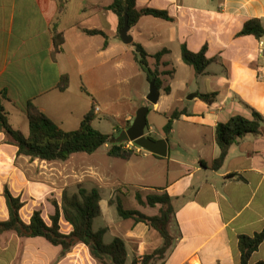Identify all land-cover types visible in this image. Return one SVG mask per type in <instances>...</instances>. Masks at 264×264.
Segmentation results:
<instances>
[{
	"label": "crops",
	"instance_id": "crops-1",
	"mask_svg": "<svg viewBox=\"0 0 264 264\" xmlns=\"http://www.w3.org/2000/svg\"><path fill=\"white\" fill-rule=\"evenodd\" d=\"M58 1L0 0V105L6 114L25 117L30 102L62 130L73 131L94 103L98 108L95 120L102 112L120 120L109 134L118 137L139 108L149 111L153 105L166 122L152 140L166 142V156L141 150L124 161L109 157L105 145L104 154L110 159L107 168L72 163L77 154L66 162L31 161L16 157V147L4 144L0 132V222L8 219L5 186L23 203L19 214L25 224L34 211H40L47 225L54 214L51 202L59 204L64 190L78 184L85 189L95 186L101 198L97 218L106 224L101 227L106 229L104 239L111 235L124 242L126 264L134 258L139 261L159 248L162 240L143 223L117 220L115 192L108 188L107 199L101 194L107 189V178H115L128 188L122 205L144 215H157L159 207L141 206L136 192L169 196L173 242L161 264H240L239 237L264 234V121L259 134L246 135L228 149L220 167L214 169L211 164L219 155L218 124L235 115L248 117L247 107L264 119V53L259 51L264 37L236 36L250 19L260 20L264 29V0H136L137 9L165 11L172 19L143 16L128 32L132 43L140 44L150 56L169 51L159 63L148 60L150 68L161 73L156 104L146 100L149 82L134 60L132 43L120 40L118 19L109 10L112 0H65L66 11L58 21L63 43L55 52L51 27L57 20ZM86 31H100L104 37ZM182 45L193 53L205 45L206 57L217 59L195 78L193 87H188L191 68L181 60ZM179 72L182 78L176 81ZM62 76L68 77L65 91L58 89ZM176 82L177 88L190 95L185 107L169 111ZM167 87L169 94L163 92ZM208 93L217 94L211 105L197 98ZM191 95L194 98L188 100ZM175 101L183 102L181 98ZM176 110L186 114L173 119L166 134L169 117ZM146 130L150 136L148 126ZM64 223L61 217L60 231L68 234L71 226L66 223L69 226L63 232ZM21 239L13 232L0 235L1 262L97 264L83 244L60 257L61 249L42 238ZM258 262L264 263V238L249 258V264Z\"/></svg>",
	"mask_w": 264,
	"mask_h": 264
},
{
	"label": "trees",
	"instance_id": "trees-1",
	"mask_svg": "<svg viewBox=\"0 0 264 264\" xmlns=\"http://www.w3.org/2000/svg\"><path fill=\"white\" fill-rule=\"evenodd\" d=\"M136 0H112L109 6L118 19L119 29L123 26V15L125 7L128 8V25L134 27L143 16H150L156 19L172 21L167 12L156 9H137ZM66 11L65 0L58 1L57 20L51 27V35L55 52L61 50L63 38L58 31V21ZM87 35H101L100 31H86ZM237 37L253 36L256 39L264 37V29L258 19L246 21ZM106 43L104 47H106ZM134 60L145 74L146 80H154L158 90L162 89L161 73L158 69H151L148 60L153 59L159 63L163 56L169 54L168 50H162L155 55H148L140 44L132 43ZM207 47L204 45L198 52L193 53L185 45L181 46V60L190 67L196 75H204L207 67L216 63V58L206 57ZM168 73V75H171ZM68 87V77L62 76L58 89L65 91ZM85 92L84 89H82ZM163 92L169 94L170 89L164 88ZM216 93L198 94L197 98L207 105L215 102ZM250 115H235L225 123H220L215 127V143L219 149L218 157L212 162L211 167H220L227 155L228 149L237 144L246 135H257L260 133L263 117L251 108H248ZM95 105H91L89 112L83 117L78 129L64 131L43 114L32 103L25 106L24 114L28 124V135L24 136L20 131L14 129L7 120V114L0 105V132L4 135V144L16 147V157H28L31 161L39 160L45 162H66L74 154L91 155L105 145H108L107 154L109 157L130 160L138 155L135 149H126V143L110 144L112 138L117 136L104 134L93 127L95 120ZM186 114L185 111H174L169 117L165 128V133L169 134L171 121ZM147 127V126H146ZM75 192L69 193L64 190L60 203L52 200L54 214L49 217L50 224L47 225L40 211H34L28 224L20 218V210L23 203L20 198L13 197L5 186L3 189V199L8 213V219L0 222V235L13 232L20 238H42L47 243L61 249L60 257L65 256L78 244H83L88 249L89 255L97 264H126L127 252L124 242L119 238H113L108 244L104 243L105 228L93 229V221L100 215V193L96 188L85 189L82 185L75 186ZM137 193V202L141 206L150 208L159 207L158 214L147 216L133 209L125 208L121 203L116 204L117 215L121 219H132L137 223H143L155 230L161 237L162 244L159 248L148 254H144L140 260L135 258L130 264H161L167 251L170 249L173 238L169 232V225L173 216V208L170 198L166 193L152 192L144 196ZM144 197V200H142ZM110 204L112 201L109 202ZM71 226V231L64 234L60 231V218ZM264 234H256L253 237L241 236L238 241L240 252V264H249V258L263 241ZM256 264H264L258 262Z\"/></svg>",
	"mask_w": 264,
	"mask_h": 264
},
{
	"label": "rangeland",
	"instance_id": "rangeland-1",
	"mask_svg": "<svg viewBox=\"0 0 264 264\" xmlns=\"http://www.w3.org/2000/svg\"><path fill=\"white\" fill-rule=\"evenodd\" d=\"M210 4H212L210 2ZM190 70L189 72V85L188 87H193L195 85V83L197 82L195 78H198L199 75H195L192 72V69H188ZM182 75L180 74V72L178 73V77L176 79L179 80V78ZM182 78V77H181ZM178 83H174V96L171 99V103H170V110L172 111L174 109H181L183 107H185L187 105L186 99L188 97L187 94L188 90L185 89H180L177 88ZM176 98H181L182 99V103H178L177 101H175ZM7 120L8 123L16 130L20 131L24 136L28 135V124L27 121L25 119V117L23 115H19V114H8L7 115ZM119 119L118 118H113L111 116V114L109 113H105L102 112L101 114L98 115V117L96 118V120L93 122V127L95 129H97L98 131L104 133V134H110L112 133L113 127L117 126L119 123ZM146 122H147V126L150 129L151 135L148 136L150 139H155L156 138V133L158 132V129L161 127V125H163V123L166 122V120H163V117L159 114H157L154 110H153V105H149V111L146 115ZM147 132V130L145 129V133ZM171 136V135H169ZM132 144V143H131ZM133 145V144H132ZM98 152V153H96ZM95 153H93L92 155H87V154H77L75 155L74 159L71 161L72 163L78 164V163H83L84 165H101L103 167L107 168V161L110 160L108 159L104 152L105 149L104 148H100L98 151H96ZM124 164V163H123ZM105 187L107 189H103L101 190V194L103 195V198H108L109 197V191L113 190L115 192V196H114V202L115 204L118 203H125V199L123 197V194L125 193L127 186H125L124 184H122V181L120 179H115V178H107V180L105 181ZM95 186H87L88 190H91L92 188H94ZM110 188V190L108 189ZM76 190L75 186H73V188H71V190H69V193H73V191ZM75 192V191H74ZM117 216V215H116ZM24 219V217H23ZM22 219V221H23ZM117 220H121L120 217H118ZM65 225L69 226L68 224L64 223L62 225V231L66 232L65 230ZM106 226V224L104 223V220L101 218H95L93 221V229L96 231L98 229H100L101 227ZM112 236L111 235H107L104 239V243L108 244L112 241ZM21 240H25V239H21ZM48 244V243H47ZM50 245V244H48ZM51 246V245H50ZM128 261H131L128 259ZM0 264H4L3 262L0 261Z\"/></svg>",
	"mask_w": 264,
	"mask_h": 264
},
{
	"label": "water",
	"instance_id": "water-1",
	"mask_svg": "<svg viewBox=\"0 0 264 264\" xmlns=\"http://www.w3.org/2000/svg\"><path fill=\"white\" fill-rule=\"evenodd\" d=\"M128 8L125 7L123 15V26L119 30L120 40L123 44L129 45L132 43V37L129 35V25H128ZM159 90L155 86L154 80L149 82V92L146 100L149 104H156L159 99ZM194 98V95L189 96L188 100ZM148 113L147 107L139 108L135 117L127 130L122 132L117 138H112L110 144H122V143H132L134 146L140 148L141 150L148 152L150 154L165 157L166 156V142L164 140H152L145 134V129L147 126L146 115Z\"/></svg>",
	"mask_w": 264,
	"mask_h": 264
},
{
	"label": "built area",
	"instance_id": "built-area-1",
	"mask_svg": "<svg viewBox=\"0 0 264 264\" xmlns=\"http://www.w3.org/2000/svg\"><path fill=\"white\" fill-rule=\"evenodd\" d=\"M259 48H260L259 49L260 53L263 54L264 53V45L262 43L259 44ZM95 112L96 113L98 112V108H95ZM125 148L126 149H135L136 152H140L141 151L140 148L132 145L131 143H126Z\"/></svg>",
	"mask_w": 264,
	"mask_h": 264
}]
</instances>
